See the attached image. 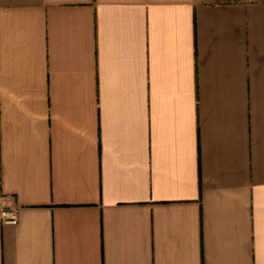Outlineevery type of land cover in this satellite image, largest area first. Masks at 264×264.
<instances>
[{
  "label": "crops",
  "instance_id": "1",
  "mask_svg": "<svg viewBox=\"0 0 264 264\" xmlns=\"http://www.w3.org/2000/svg\"><path fill=\"white\" fill-rule=\"evenodd\" d=\"M0 264H264V0H0Z\"/></svg>",
  "mask_w": 264,
  "mask_h": 264
},
{
  "label": "built area",
  "instance_id": "2",
  "mask_svg": "<svg viewBox=\"0 0 264 264\" xmlns=\"http://www.w3.org/2000/svg\"><path fill=\"white\" fill-rule=\"evenodd\" d=\"M1 217L6 222H16L18 220L17 210L13 207H8L0 211Z\"/></svg>",
  "mask_w": 264,
  "mask_h": 264
}]
</instances>
